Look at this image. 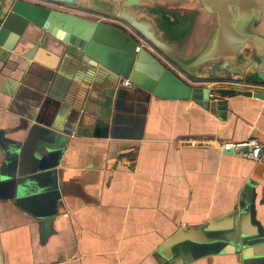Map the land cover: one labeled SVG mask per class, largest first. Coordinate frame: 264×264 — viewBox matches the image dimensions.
I'll return each mask as SVG.
<instances>
[{"label": "crops", "instance_id": "1", "mask_svg": "<svg viewBox=\"0 0 264 264\" xmlns=\"http://www.w3.org/2000/svg\"><path fill=\"white\" fill-rule=\"evenodd\" d=\"M20 60L0 63L1 264H264L263 170L219 147L264 143V101L232 96L219 111L134 86L95 90L102 137L92 118L38 97ZM162 62L192 87L264 93L194 83Z\"/></svg>", "mask_w": 264, "mask_h": 264}, {"label": "water", "instance_id": "2", "mask_svg": "<svg viewBox=\"0 0 264 264\" xmlns=\"http://www.w3.org/2000/svg\"><path fill=\"white\" fill-rule=\"evenodd\" d=\"M40 1L66 9L0 0L2 68L27 61L28 74L37 72V96L92 118L94 135L106 137L110 120L98 112L91 91L113 96L122 79L162 99L193 100L219 111L232 96L264 101L260 92L192 87L162 62L194 83L264 87V0ZM26 43L32 47L24 55ZM33 64L45 70L33 71Z\"/></svg>", "mask_w": 264, "mask_h": 264}, {"label": "built area", "instance_id": "3", "mask_svg": "<svg viewBox=\"0 0 264 264\" xmlns=\"http://www.w3.org/2000/svg\"><path fill=\"white\" fill-rule=\"evenodd\" d=\"M27 1V0H23ZM71 10V9H69ZM72 11V10H71ZM96 18H99L95 16ZM119 87L131 88L132 84L127 79H122L119 82ZM194 144L190 142V145ZM221 149L236 150L244 158H250L254 160L262 168V175L264 177V143H259L256 139H248L245 142L239 143H226L223 142L219 146Z\"/></svg>", "mask_w": 264, "mask_h": 264}, {"label": "flooded vegetation", "instance_id": "4", "mask_svg": "<svg viewBox=\"0 0 264 264\" xmlns=\"http://www.w3.org/2000/svg\"><path fill=\"white\" fill-rule=\"evenodd\" d=\"M27 1H29V2H33V3H43V2H41L40 0H27ZM43 4H45V3H43Z\"/></svg>", "mask_w": 264, "mask_h": 264}, {"label": "rangeland", "instance_id": "5", "mask_svg": "<svg viewBox=\"0 0 264 264\" xmlns=\"http://www.w3.org/2000/svg\"><path fill=\"white\" fill-rule=\"evenodd\" d=\"M167 6H170V5H167ZM170 8V7H169ZM174 8V7H173Z\"/></svg>", "mask_w": 264, "mask_h": 264}]
</instances>
